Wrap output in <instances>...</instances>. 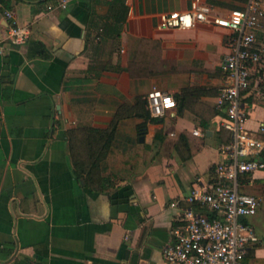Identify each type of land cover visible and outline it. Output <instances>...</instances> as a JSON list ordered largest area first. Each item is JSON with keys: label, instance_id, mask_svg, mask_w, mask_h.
<instances>
[{"label": "crops", "instance_id": "0c3cea01", "mask_svg": "<svg viewBox=\"0 0 264 264\" xmlns=\"http://www.w3.org/2000/svg\"><path fill=\"white\" fill-rule=\"evenodd\" d=\"M58 1L0 0V32L14 21L29 29L27 42L0 55V264H165L186 198L200 179L212 181L232 138L217 97L235 33L159 27L163 13L192 0H72L65 9ZM202 1L227 15L249 0ZM255 82L264 87V66ZM154 87L177 105L151 121L143 102ZM244 101L248 130L264 139V101L252 91ZM116 121L115 146L129 153L142 144L143 162L96 191L74 174L69 134ZM248 178L263 201L247 219L260 240L245 264H264V170Z\"/></svg>", "mask_w": 264, "mask_h": 264}, {"label": "built area", "instance_id": "2783aa9c", "mask_svg": "<svg viewBox=\"0 0 264 264\" xmlns=\"http://www.w3.org/2000/svg\"><path fill=\"white\" fill-rule=\"evenodd\" d=\"M71 1L59 0L58 7L65 9ZM6 17L13 19L14 12L7 11ZM201 23L235 33L220 63L227 73V83L217 97V108L228 116L223 126L232 138L220 147L223 159L217 163L212 181L200 179L186 198L190 206L183 209L182 224L172 230L174 241L164 246L163 255L165 264H245L249 248L260 240L247 219L258 213L263 201L262 196L247 190L252 183L248 176L264 170L260 157L264 139L248 130L244 93L252 91L264 101V87L254 83V75L264 66V0H249L244 9H234L227 15L202 0H192L188 10L163 13L159 27L186 30ZM28 38L29 29L14 21L0 32V55L7 44H23ZM146 98L155 118L164 117L177 105L173 95L156 87ZM260 127L264 133V124ZM194 133L199 135L200 131Z\"/></svg>", "mask_w": 264, "mask_h": 264}, {"label": "trees", "instance_id": "16d2710c", "mask_svg": "<svg viewBox=\"0 0 264 264\" xmlns=\"http://www.w3.org/2000/svg\"><path fill=\"white\" fill-rule=\"evenodd\" d=\"M143 103L145 109L142 115L146 120H154L147 107V98ZM146 125V121L140 125L141 134L145 133ZM116 130L117 121L108 129L85 126L73 129L69 134L74 174L96 191L105 192L119 182L135 176L143 162L142 144L129 153L122 152L115 146ZM260 157L264 160V149Z\"/></svg>", "mask_w": 264, "mask_h": 264}]
</instances>
